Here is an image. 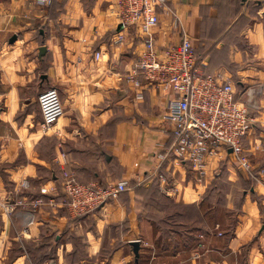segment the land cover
Returning a JSON list of instances; mask_svg holds the SVG:
<instances>
[{
    "label": "crops",
    "instance_id": "crops-1",
    "mask_svg": "<svg viewBox=\"0 0 264 264\" xmlns=\"http://www.w3.org/2000/svg\"><path fill=\"white\" fill-rule=\"evenodd\" d=\"M120 12L117 0H0V264H264V182L232 153L209 158L202 181L173 156L163 116L177 94L135 76L147 36L119 30ZM156 16L149 37L158 50L188 35L205 72L231 78L239 103H247L248 90L263 88L244 141L258 174L264 1L168 0ZM50 88L65 116L46 132L38 98ZM64 170L84 184L130 179L133 189L73 220ZM40 197L46 203L34 220L26 208L8 214L2 206Z\"/></svg>",
    "mask_w": 264,
    "mask_h": 264
},
{
    "label": "built area",
    "instance_id": "built-area-1",
    "mask_svg": "<svg viewBox=\"0 0 264 264\" xmlns=\"http://www.w3.org/2000/svg\"><path fill=\"white\" fill-rule=\"evenodd\" d=\"M36 1L42 5L52 2ZM167 1L117 0V3L121 9L120 24L123 30L135 28L147 36L144 41L145 52L140 56L135 76L177 94L163 116L172 128L171 153L180 161L188 163L198 180H203L202 177L207 175L209 158L225 157L232 153L243 171L264 182V169L255 175V168L244 147V141L256 123V117L251 112L258 113L261 109L256 98L263 92V88L260 85L257 89L248 90L247 103H239L231 78L224 74L206 73L188 35L184 36L179 46L158 50L149 35L158 26L156 8L165 6ZM123 41L124 36L120 33L117 43ZM95 56L97 60L101 58L100 53ZM136 86H141L138 80ZM142 98V94H139L138 99ZM38 102L42 127L47 132L65 116L64 105L55 88L43 91ZM263 148L264 140L257 146L258 150ZM160 178L163 179V176L160 175ZM28 186L27 182L22 184V188ZM62 186L70 218L80 220L119 200L123 193L133 189V181L122 179L107 186L98 183L83 184L75 175L64 170ZM41 193L47 195L48 191L42 189ZM45 203L42 197L32 200L24 198L2 206L8 214L19 207L26 208L30 210L34 220L35 214ZM49 205L54 206L55 202L49 201ZM195 257L198 258L199 255L196 254Z\"/></svg>",
    "mask_w": 264,
    "mask_h": 264
},
{
    "label": "water",
    "instance_id": "water-1",
    "mask_svg": "<svg viewBox=\"0 0 264 264\" xmlns=\"http://www.w3.org/2000/svg\"><path fill=\"white\" fill-rule=\"evenodd\" d=\"M248 1H250V0H243L244 3L248 2ZM259 1H262V0H259ZM119 30H122V26H120ZM46 51H47L46 47H41L40 48V53H41L40 55L43 56L46 53ZM132 246L134 248V253H135L136 257L138 258L139 257V250H140V242L139 241L132 242Z\"/></svg>",
    "mask_w": 264,
    "mask_h": 264
},
{
    "label": "rangeland",
    "instance_id": "rangeland-1",
    "mask_svg": "<svg viewBox=\"0 0 264 264\" xmlns=\"http://www.w3.org/2000/svg\"><path fill=\"white\" fill-rule=\"evenodd\" d=\"M262 1H264V0H262ZM261 1V2H262ZM245 152H246V150H245ZM246 155L248 156V153L246 152ZM249 157V156H248ZM245 172V171H244ZM248 174H250V173H248ZM251 175V174H250ZM157 176H160L159 174H157ZM203 178V177H202ZM199 181H202V180H199ZM84 184V183H83ZM230 192V191H229ZM232 193L235 195V194H239V191L238 190H234V191H232ZM217 199H219V196H217ZM100 212V211H99ZM96 214V213H95ZM186 215H188V216H192V211L191 210H188V211H186V213H185ZM231 219V218H230ZM231 222H232V219H231ZM231 222L229 223V224H226L227 226L224 228V230L226 231L227 230V228H228V230H230V228H231ZM173 228V230H175V227H172ZM220 231H221V228H220Z\"/></svg>",
    "mask_w": 264,
    "mask_h": 264
},
{
    "label": "trees",
    "instance_id": "trees-1",
    "mask_svg": "<svg viewBox=\"0 0 264 264\" xmlns=\"http://www.w3.org/2000/svg\"><path fill=\"white\" fill-rule=\"evenodd\" d=\"M53 1H54V0H52V2L49 4V6L52 5ZM239 1L241 2V0H239ZM196 54H197V52H196ZM197 57H198V54H197ZM198 59H199V58H198ZM124 194H126V193H123V194L121 195V197H122Z\"/></svg>",
    "mask_w": 264,
    "mask_h": 264
}]
</instances>
